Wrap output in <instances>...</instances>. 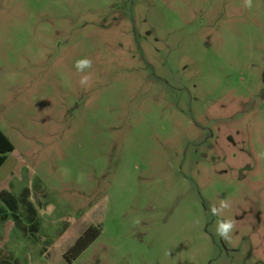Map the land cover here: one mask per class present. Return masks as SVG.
Returning <instances> with one entry per match:
<instances>
[{
	"label": "rangeland",
	"instance_id": "obj_1",
	"mask_svg": "<svg viewBox=\"0 0 264 264\" xmlns=\"http://www.w3.org/2000/svg\"><path fill=\"white\" fill-rule=\"evenodd\" d=\"M252 5L0 0V129L15 146L0 264H69L90 227L102 235L71 264H264V0Z\"/></svg>",
	"mask_w": 264,
	"mask_h": 264
},
{
	"label": "trees",
	"instance_id": "obj_2",
	"mask_svg": "<svg viewBox=\"0 0 264 264\" xmlns=\"http://www.w3.org/2000/svg\"><path fill=\"white\" fill-rule=\"evenodd\" d=\"M15 151V146L0 129V169L7 162L8 156ZM101 227H90L66 254L69 264L77 260L101 235Z\"/></svg>",
	"mask_w": 264,
	"mask_h": 264
},
{
	"label": "clouds",
	"instance_id": "obj_3",
	"mask_svg": "<svg viewBox=\"0 0 264 264\" xmlns=\"http://www.w3.org/2000/svg\"><path fill=\"white\" fill-rule=\"evenodd\" d=\"M244 4L247 8H251L252 5V0H244ZM92 67V60L84 58V59H79L75 62V68L78 72H84L85 69H90ZM89 83V77L88 76H82L80 79V85L82 87L87 86ZM229 207V204L226 200L221 201L220 208L221 209H227ZM213 213H217V209H213ZM234 225L231 220H225V221H220L217 224L216 227V232L217 234L225 239L228 240L230 239V233L233 231Z\"/></svg>",
	"mask_w": 264,
	"mask_h": 264
},
{
	"label": "crops",
	"instance_id": "obj_4",
	"mask_svg": "<svg viewBox=\"0 0 264 264\" xmlns=\"http://www.w3.org/2000/svg\"><path fill=\"white\" fill-rule=\"evenodd\" d=\"M10 156V155H9ZM9 156H8V159H9ZM8 161V160H7ZM7 163V162H6ZM5 163V164H6ZM5 164L1 167V169H0V172L2 171V169H3V167L5 166ZM6 194V191H5V189L4 190H1L0 191V200L2 201V202H4V200H3V196ZM2 208H0V210H1Z\"/></svg>",
	"mask_w": 264,
	"mask_h": 264
}]
</instances>
